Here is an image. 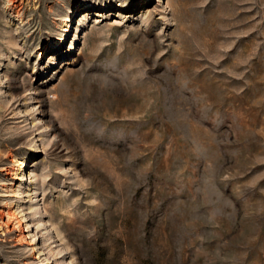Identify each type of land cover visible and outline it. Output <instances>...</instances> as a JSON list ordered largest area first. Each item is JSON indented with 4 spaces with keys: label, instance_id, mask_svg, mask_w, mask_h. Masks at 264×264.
<instances>
[{
    "label": "rangeland",
    "instance_id": "rangeland-1",
    "mask_svg": "<svg viewBox=\"0 0 264 264\" xmlns=\"http://www.w3.org/2000/svg\"><path fill=\"white\" fill-rule=\"evenodd\" d=\"M0 264H264V0H0Z\"/></svg>",
    "mask_w": 264,
    "mask_h": 264
},
{
    "label": "bare ground",
    "instance_id": "bare-ground-1",
    "mask_svg": "<svg viewBox=\"0 0 264 264\" xmlns=\"http://www.w3.org/2000/svg\"><path fill=\"white\" fill-rule=\"evenodd\" d=\"M150 0H145V2H149ZM86 8H88V7H86ZM74 12V11H73ZM74 16V15H73ZM72 16V17H73ZM63 39H65V37L63 38ZM53 47H50V49H52ZM21 164V168L19 169V172H22L23 170H24V168H23V165H27V163H20ZM31 165V164H30ZM29 165V166H30Z\"/></svg>",
    "mask_w": 264,
    "mask_h": 264
}]
</instances>
